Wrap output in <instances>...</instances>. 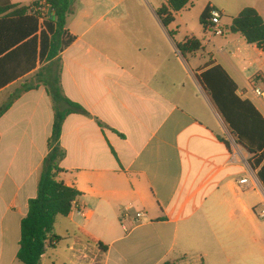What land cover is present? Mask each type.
Wrapping results in <instances>:
<instances>
[{
	"label": "crops",
	"instance_id": "0c3cea01",
	"mask_svg": "<svg viewBox=\"0 0 264 264\" xmlns=\"http://www.w3.org/2000/svg\"><path fill=\"white\" fill-rule=\"evenodd\" d=\"M204 3L222 14L224 36L208 26L201 37L180 39L175 22L145 20L139 0H75L66 30L76 39L52 62L40 59V31L35 53L31 38L17 43L25 28L4 24L0 50L12 49L0 57V110L14 101L0 117V264H22L21 223L50 153L55 113L39 85L43 69L60 70L66 97L89 115L64 122L58 179L80 196L69 216L57 217L61 240L41 264H264V220L256 214L264 143L247 139L263 157L252 168L254 155L236 142L200 81L220 67L264 120V98L254 93L264 91V52L227 31L246 8L264 19V0ZM188 38L202 49L184 56L178 44ZM246 177L256 187L242 189Z\"/></svg>",
	"mask_w": 264,
	"mask_h": 264
},
{
	"label": "trees",
	"instance_id": "16d2710c",
	"mask_svg": "<svg viewBox=\"0 0 264 264\" xmlns=\"http://www.w3.org/2000/svg\"><path fill=\"white\" fill-rule=\"evenodd\" d=\"M191 2L192 0H166V3L157 11V15L163 25L168 28L175 22L176 14L183 11ZM70 8V0L34 2L30 7L21 8L17 5H3L0 6V30H4V24L8 19H14L13 22L18 24V28L21 30L25 28V32L22 33L17 43H22V41L31 38L30 41L34 46L35 53L38 42L37 33L40 31V59L52 62L76 39L66 30ZM39 9L47 11L46 18L42 23L40 20L43 13ZM48 12L51 16L48 15ZM210 12L211 8L208 7L201 16V24L205 30L209 26ZM227 31L245 37L249 44H256L258 47L264 43V19L254 8H246L233 18ZM9 49H12V45L3 47L0 50V57ZM178 49L184 56L195 54L201 51L202 43L197 38H188L183 43L178 44ZM44 71L45 69L41 70L37 77L39 85L42 84L45 87L53 104L54 124L49 139L50 153L42 166L38 195L30 200L29 212L21 223L18 260L22 264L42 263V258L47 249L55 247L54 242L58 243L61 240L54 235L57 217L69 216L75 201L80 196V192L58 179V174L63 171L60 168V163L66 157L60 140L64 122L68 116L72 114L89 115V113L81 105L66 97L61 83L60 70L50 69L47 73ZM200 81L235 137L236 142L254 155L249 161L251 167L259 166L263 157L256 155L257 152L249 145L247 139L250 137L258 145L264 143V120L260 114L249 102L242 101L236 96V86L220 67L204 73ZM24 88L23 91H29L35 89V86ZM13 101L14 99L0 110V117L12 106ZM246 108H249L250 111ZM219 139L225 142L224 139ZM90 240L101 249H107L96 239L90 237ZM164 264L175 263L166 262Z\"/></svg>",
	"mask_w": 264,
	"mask_h": 264
},
{
	"label": "rangeland",
	"instance_id": "374dc122",
	"mask_svg": "<svg viewBox=\"0 0 264 264\" xmlns=\"http://www.w3.org/2000/svg\"><path fill=\"white\" fill-rule=\"evenodd\" d=\"M139 3L143 5L144 19L147 20L151 16V20H157V11L161 8L165 0H139ZM204 0H193L190 6L176 14L174 28L180 30L178 37L183 39L187 36L201 37L205 35V30L201 24V16L205 10ZM228 23V19L224 20V24Z\"/></svg>",
	"mask_w": 264,
	"mask_h": 264
},
{
	"label": "built area",
	"instance_id": "2783aa9c",
	"mask_svg": "<svg viewBox=\"0 0 264 264\" xmlns=\"http://www.w3.org/2000/svg\"><path fill=\"white\" fill-rule=\"evenodd\" d=\"M39 11H41L43 13L41 20H44L46 18L47 11L45 9H39ZM221 19H222V14L220 13V11L212 8L211 12H210L209 31L214 36L222 37L225 35V28L221 23ZM259 48L262 52H264V43L262 45H260ZM254 93L257 97L264 98V91L256 89L254 91ZM239 185L244 190L251 189V188H253V186H255L254 181H252L250 177H246L244 179H241L239 181ZM256 214L260 219L264 220V204L262 207L256 209ZM144 215H145L144 212H138L137 213V219L142 218ZM125 216L128 217L127 214Z\"/></svg>",
	"mask_w": 264,
	"mask_h": 264
},
{
	"label": "water",
	"instance_id": "95a60500",
	"mask_svg": "<svg viewBox=\"0 0 264 264\" xmlns=\"http://www.w3.org/2000/svg\"><path fill=\"white\" fill-rule=\"evenodd\" d=\"M74 2H75V0H70V6H71V8L69 10V14L72 13V6L74 5Z\"/></svg>",
	"mask_w": 264,
	"mask_h": 264
}]
</instances>
